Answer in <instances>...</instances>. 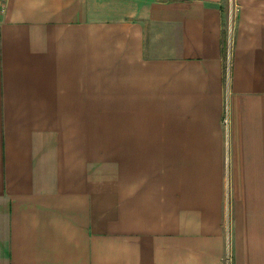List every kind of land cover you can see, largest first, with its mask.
Returning <instances> with one entry per match:
<instances>
[{"label": "crops", "instance_id": "obj_1", "mask_svg": "<svg viewBox=\"0 0 264 264\" xmlns=\"http://www.w3.org/2000/svg\"><path fill=\"white\" fill-rule=\"evenodd\" d=\"M0 264H264V0H7Z\"/></svg>", "mask_w": 264, "mask_h": 264}, {"label": "built area", "instance_id": "obj_2", "mask_svg": "<svg viewBox=\"0 0 264 264\" xmlns=\"http://www.w3.org/2000/svg\"><path fill=\"white\" fill-rule=\"evenodd\" d=\"M6 3H7V0H0V15H3L6 11ZM223 123L226 124L227 123V119L224 118L223 119ZM230 255H227V260L228 262H230Z\"/></svg>", "mask_w": 264, "mask_h": 264}]
</instances>
